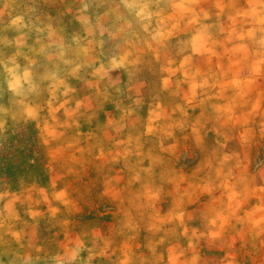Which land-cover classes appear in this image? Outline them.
I'll return each mask as SVG.
<instances>
[{"label":"rangeland","instance_id":"374dc122","mask_svg":"<svg viewBox=\"0 0 264 264\" xmlns=\"http://www.w3.org/2000/svg\"><path fill=\"white\" fill-rule=\"evenodd\" d=\"M81 8L82 0H0V50L5 53L0 59L15 47L5 46V38L22 45L19 38L26 34L29 44L38 37L44 44L38 58L42 64H57L53 57L75 51L73 37L86 35L79 27L89 14L84 16ZM55 14L63 18L61 30H52ZM214 55L207 56L210 63ZM147 64L149 89L139 101L137 95L130 98L133 106L127 105V89L137 81L136 74L116 91L102 92L93 81L74 83L77 91L68 94L67 103L61 100L42 113L39 128L0 101V225L5 239L8 231H20L29 244H57L62 241L53 233L64 241L75 235L105 250L98 264L161 263L156 254L175 243L196 251L195 264H231L223 262L231 252L240 256L239 263L244 257L247 262L249 250L262 248L258 234L264 228H247L244 210L264 202V116L232 117L231 151L217 144L218 155L211 156L196 141L199 124L211 119L192 117L182 131L169 134L149 126L146 113L137 111V104L154 99L159 90L157 70ZM232 70L244 73L238 63ZM254 84H247V96L228 102L231 115L242 104L256 105L248 97L264 87ZM0 88L12 98L6 85ZM240 121L247 123L246 132L233 126ZM205 136L207 143L215 141L210 131ZM220 173L235 178L212 180ZM234 209L241 212L228 213ZM14 210L20 219L10 215ZM212 221L235 227L218 240Z\"/></svg>","mask_w":264,"mask_h":264},{"label":"clouds","instance_id":"9594fccd","mask_svg":"<svg viewBox=\"0 0 264 264\" xmlns=\"http://www.w3.org/2000/svg\"><path fill=\"white\" fill-rule=\"evenodd\" d=\"M83 2V12L90 11V3ZM95 4L96 0H90ZM198 0H100L104 6L89 22L98 21L102 31H96L91 39L73 37L77 48L73 52L61 51L53 59L57 64H42L38 59L44 51V44L38 37L33 44L27 42V35L15 41H2L14 50L6 59H0V86H7L12 98L2 94L0 101L10 103L13 109L22 111L39 128L42 113L54 104L67 103L69 93L77 91L80 84L89 81L99 83L107 79L115 84L123 82L137 73L142 64L158 55L159 51L172 45L176 39L175 19L181 10ZM240 10L234 13L235 25L231 32L232 59L239 61L245 72L244 80L252 79L253 85L264 87V0H233ZM209 17L205 16V19ZM15 23V21L13 22ZM27 28L28 25L22 24ZM47 27H51L48 25ZM209 27V26H205ZM37 28V32H44ZM239 46L242 51L233 54L231 49ZM69 49L72 45L68 46ZM5 53L0 50V57ZM19 58V59H18ZM23 61V63L20 62ZM259 66L260 72L254 71ZM34 94V95H33ZM251 99V97H248ZM9 112L12 109H2ZM14 112L12 118L15 119ZM60 208L55 212L59 213ZM20 219L19 210L10 214ZM29 218L33 214L29 212ZM3 231L0 225V264H98L106 252L86 238L73 235L64 241L62 235L53 233L57 244H46L39 240L29 244L20 231Z\"/></svg>","mask_w":264,"mask_h":264},{"label":"crops","instance_id":"0c3cea01","mask_svg":"<svg viewBox=\"0 0 264 264\" xmlns=\"http://www.w3.org/2000/svg\"><path fill=\"white\" fill-rule=\"evenodd\" d=\"M85 1L90 3V11L83 12L84 16L85 14H89V16L91 14L98 15L99 10L104 7L100 0H96L95 4H91L90 0ZM239 10L240 7L234 4L233 0H198L197 3L189 4L183 8L174 21L177 24L175 41L172 45L161 49L158 55L146 60L140 70L135 73L137 81L127 89L129 93L127 105L133 106L135 102L130 101V98L137 95V101H139L149 89L150 82L145 74V63L156 68L159 78L158 93L154 99L147 103L137 104V111L146 113L149 126H159L169 134L182 131L192 117L211 119L207 123L199 124L198 128L201 132L196 136L199 148L202 151H209L211 156L218 155L217 144L231 151L230 142L232 144L234 137L230 134L229 129L231 128L232 117L264 116V89L259 94L254 92L251 95V100L255 99L253 100L255 106L250 103L248 106L242 104L239 112H235L234 116L227 109L228 102H231L234 97L247 96V84L249 82L255 83L252 79L244 80L245 72L241 74V72L236 73L232 70L235 64L238 63L239 66V61L232 59L229 54L231 32L236 23L233 17L234 13ZM205 16L209 18L205 19ZM62 21L61 14H55L51 20L52 30H61ZM205 22L209 27H205ZM82 25L79 29H82L83 34H87L89 39L93 37L96 31L103 30L98 21H95V28L88 19H84ZM240 51L242 48L239 46L231 49L233 54ZM215 53L218 54L214 55L213 60L215 62L212 60L210 63L207 56L210 54L213 56ZM209 68L211 69L209 70ZM222 68L224 70H221ZM254 69L260 70L259 66ZM97 84L102 92L105 88L116 91L121 86L120 81L112 84L107 79ZM132 92L135 95L130 96ZM249 106L251 108H247ZM233 126H239L241 132H246L245 129L248 127L246 122L241 123V121ZM125 128L128 129V124H125ZM205 131H210L215 141L207 143L208 136H205ZM131 133L134 134V130ZM202 141L206 142L207 145ZM220 178L232 182L235 177L220 173L212 180ZM260 189H264V186L261 185ZM233 212L241 211L239 209L228 211V213ZM244 215L247 217V228H264V202L256 204L254 207H247L244 210ZM212 224L213 231H215L213 232L215 233L214 236L218 240L223 238L224 231L235 227L233 223L227 226L220 224L219 221H212ZM262 234H264L262 231L258 234L262 248L255 252L249 250L247 262L246 257H244L239 263L240 256L233 252L226 254L223 257V262L264 264V238H262ZM189 244L193 245L192 242ZM186 249L188 253H185ZM169 250L165 253H157L155 258L156 260L159 259L161 263L155 261V264L197 263L196 251L189 247L184 248L183 245L175 243ZM188 257H191L190 261L187 260Z\"/></svg>","mask_w":264,"mask_h":264}]
</instances>
